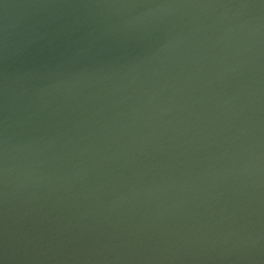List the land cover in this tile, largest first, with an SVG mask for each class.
Here are the masks:
<instances>
[{
	"label": "water",
	"instance_id": "1",
	"mask_svg": "<svg viewBox=\"0 0 264 264\" xmlns=\"http://www.w3.org/2000/svg\"><path fill=\"white\" fill-rule=\"evenodd\" d=\"M0 264H264V0H0Z\"/></svg>",
	"mask_w": 264,
	"mask_h": 264
}]
</instances>
